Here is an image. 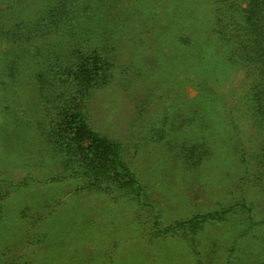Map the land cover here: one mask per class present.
Wrapping results in <instances>:
<instances>
[{
  "label": "trees",
  "instance_id": "obj_1",
  "mask_svg": "<svg viewBox=\"0 0 264 264\" xmlns=\"http://www.w3.org/2000/svg\"><path fill=\"white\" fill-rule=\"evenodd\" d=\"M152 1L138 0L124 12L112 0L9 2L0 18V264H99L98 257H84L80 249L72 257H64V248L40 257H9L27 237L37 244L48 239L49 232L38 228L55 220L66 203L63 193L60 196L50 185H75L77 194L134 196L139 204L151 202L149 186L132 168L133 141L124 144L105 126L99 129L93 123L89 103L94 93L114 82L135 105L132 128L145 116L154 92H163L159 113L146 127L149 140L166 152L156 160H173L174 170L199 179L206 178L213 165L219 174L229 161L264 189V0H215L213 18L192 12L163 21L155 20ZM151 22L163 42L153 49L146 68L143 60L134 59L142 55L144 29ZM134 24L139 31H133ZM122 44L132 51L133 58L126 62L119 58ZM237 71L245 72L250 81L241 101L253 131L249 138L239 133V109L214 90ZM143 80L151 83L146 84L145 96H138L129 84ZM187 89L196 95L190 97ZM16 170L30 174L15 182L11 174ZM83 213L68 222L72 224L64 237L67 246L83 239V228H90L89 221L82 225ZM225 216L224 211L208 213L177 226L189 224V231L197 234L205 224ZM62 220L56 217L58 225ZM97 224L92 222V227ZM175 230L170 226L158 235ZM58 236L51 240L57 242ZM153 264L161 263L157 258Z\"/></svg>",
  "mask_w": 264,
  "mask_h": 264
},
{
  "label": "rangeland",
  "instance_id": "obj_2",
  "mask_svg": "<svg viewBox=\"0 0 264 264\" xmlns=\"http://www.w3.org/2000/svg\"><path fill=\"white\" fill-rule=\"evenodd\" d=\"M148 1L153 2L145 0ZM214 1L155 0L157 14L154 18L163 21L173 16L186 17V14L192 12L203 19L213 18ZM9 2L11 0H0V18L8 12ZM137 3L138 0H112V5L119 12L131 8L132 4L135 7ZM120 16L124 18L125 14ZM151 17L152 15L148 16L149 19ZM130 26L132 28V23ZM147 29L151 32L148 33ZM144 30V49L142 55H135L134 61L143 60L146 68H150V55L163 39H159L153 22ZM133 31H139L138 25ZM122 48L119 53L122 62L133 58L132 51L123 44ZM129 48L132 49L133 46ZM150 83L151 81L143 80L129 85L134 87L132 89L136 95L145 96L144 89ZM249 83L246 73L237 71L221 88H214L234 110L239 109V112H235L242 130L239 133L247 138L253 135V131L249 127L246 109L242 107L241 101ZM187 93L190 97L196 95L193 89H187ZM162 95L161 91L154 92V98L148 101L145 116L137 122L135 128H132L135 122V105L118 83L114 82L109 87L96 91L89 103L96 127L100 129L105 126L102 128L107 133L124 144L133 141L129 147L130 158L134 160L132 168L149 186L151 202L143 200L139 204L134 201V196L119 197L94 192L77 194L74 193L75 185L60 188L59 185H50V189L55 188L57 193L61 192L60 196L63 193L62 201L66 203L54 215L55 220L38 228L40 232H49L48 239L37 244L36 241L31 243L27 237L18 243L20 246L13 248L9 257H40L49 251L64 248V257H72L80 249L84 257H98L99 264H106L108 260L112 261L111 264H134L136 261L132 260H137L136 264H144L147 259L153 264L157 258L161 264H200L198 259L205 260L208 264H264V189L254 186L252 182L256 178L253 175L239 174L235 164L226 161L219 174L213 165L210 166L211 173H206V178L199 179L185 176V173L180 172L181 169L174 170L177 163L173 160L165 162L163 158L159 161L155 159L157 155H164L166 152L160 144L149 140L146 127L157 117L158 103H162L159 98ZM152 116L155 117L151 119ZM140 144L143 145L142 152L137 156L135 153ZM35 170L34 168L33 173L41 176L40 171ZM3 173L7 177V173ZM29 174L25 170H16L11 177L15 182H21ZM223 211L226 213L223 221L205 224L197 234L189 231V224L182 228L177 226L197 216ZM82 212L86 219L82 225L89 221L90 228H83V239L74 240L72 246H67L64 237L72 224L68 222ZM56 217L63 218L60 224L62 228ZM66 220L68 226L63 224ZM92 222H98L97 226L92 227ZM170 226L176 228L174 235H158L159 230ZM22 233L26 235L24 228ZM53 235H60L55 243L51 240ZM160 255L163 256L159 257Z\"/></svg>",
  "mask_w": 264,
  "mask_h": 264
}]
</instances>
